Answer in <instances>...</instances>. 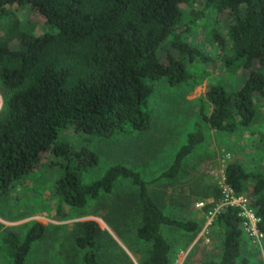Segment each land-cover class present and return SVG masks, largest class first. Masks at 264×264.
Returning a JSON list of instances; mask_svg holds the SVG:
<instances>
[{"label": "trees", "instance_id": "1", "mask_svg": "<svg viewBox=\"0 0 264 264\" xmlns=\"http://www.w3.org/2000/svg\"><path fill=\"white\" fill-rule=\"evenodd\" d=\"M191 1L195 0H0V16L8 15L13 4L31 10L28 24L13 19L0 38V194L46 157L50 165L60 166L55 192L72 207L109 193L119 178H127L135 187V235L149 243L141 264H169L170 245L163 229L177 227L194 234L203 217L201 221L169 217L149 194L140 172L122 164L110 165L101 175L83 182V173L96 166L97 154L86 146L73 148L57 135L68 125L86 136L103 138L126 129H147L153 82L164 78L175 85L187 79V63L208 61L180 38L182 30L208 8L225 12L231 19L227 42L214 34L225 71L242 68L246 75L234 91L219 83L205 90L209 111L204 120L211 128L225 131L247 125L254 115V94L264 97V0H200L197 8L185 11L183 5ZM36 21L52 29L34 34ZM12 41L16 47L10 45ZM165 45L175 54L166 52L161 57ZM202 140V129L196 126L157 178L175 177ZM224 176L237 194L248 198L264 234V170L248 172L229 162ZM214 195L216 199L218 192ZM213 223L223 233L216 264H235L244 236L239 217L234 209L225 208ZM78 227L73 242L81 252L82 264H99L100 228L93 220L81 221ZM44 230V225L33 222L21 238L6 232L3 244L10 264H26L31 244Z\"/></svg>", "mask_w": 264, "mask_h": 264}, {"label": "rangeland", "instance_id": "2", "mask_svg": "<svg viewBox=\"0 0 264 264\" xmlns=\"http://www.w3.org/2000/svg\"><path fill=\"white\" fill-rule=\"evenodd\" d=\"M199 4L200 0L191 1L183 9L188 11ZM30 13L27 5H11L8 15L0 16V38L13 19L21 25L28 24ZM230 23L225 12L208 8L194 24L182 30L181 40L209 59L187 63L185 81L171 85L161 78L153 82L147 129H126L107 138L86 136L69 125L58 132V140L73 148L86 146L97 154L98 162L83 173V182L101 175L110 165L122 164L140 172L149 194L166 215L180 221H201V210L194 205L213 199L227 163L236 162L248 172L264 170V97L254 94L253 118L247 125H237L230 131L211 128L203 116L209 111L204 92L211 84L219 83L234 91L246 75L242 68L225 71L222 65L223 52L214 34L227 42ZM51 29L49 24L36 21L32 31L36 34ZM10 45L16 47L17 42ZM161 52V57L166 52L175 54L169 45ZM2 100L0 90V108ZM196 126L202 129L203 140L183 160L178 174L157 178L184 143L186 134ZM46 161L47 157L43 164L12 181L5 194H0V264L11 263L3 244L6 232L13 231L21 238L33 222L44 225L45 230L31 244L26 264H82L81 252L73 239L79 232L78 223L84 220L95 221L101 230L96 248L99 264H141L149 243L135 235L138 214L133 203L135 187L129 179L119 178L109 193H100L82 207H72L55 192L60 166ZM163 232L170 245L169 264L218 262L223 239L218 224H211L207 234H201V227L194 234L177 227H165ZM235 264H264V241L258 249L242 236Z\"/></svg>", "mask_w": 264, "mask_h": 264}, {"label": "built area", "instance_id": "3", "mask_svg": "<svg viewBox=\"0 0 264 264\" xmlns=\"http://www.w3.org/2000/svg\"><path fill=\"white\" fill-rule=\"evenodd\" d=\"M211 203L205 210L203 207ZM195 208L201 210L203 223L201 234H207L213 219L225 208H232L239 217L240 228L250 245L261 249L264 234L258 227L260 218L249 205L248 198L243 194H237L233 188L225 182L224 171L220 174L218 195L216 199L206 202H196Z\"/></svg>", "mask_w": 264, "mask_h": 264}]
</instances>
